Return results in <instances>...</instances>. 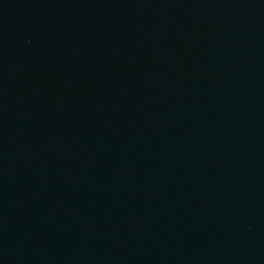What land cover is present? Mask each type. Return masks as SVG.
I'll use <instances>...</instances> for the list:
<instances>
[{"label": "water", "instance_id": "obj_1", "mask_svg": "<svg viewBox=\"0 0 264 264\" xmlns=\"http://www.w3.org/2000/svg\"><path fill=\"white\" fill-rule=\"evenodd\" d=\"M0 264H264V0H0Z\"/></svg>", "mask_w": 264, "mask_h": 264}]
</instances>
